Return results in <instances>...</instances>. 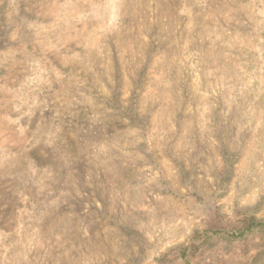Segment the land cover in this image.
<instances>
[{"label": "rangeland", "instance_id": "374dc122", "mask_svg": "<svg viewBox=\"0 0 264 264\" xmlns=\"http://www.w3.org/2000/svg\"><path fill=\"white\" fill-rule=\"evenodd\" d=\"M0 264H264V0H0Z\"/></svg>", "mask_w": 264, "mask_h": 264}]
</instances>
